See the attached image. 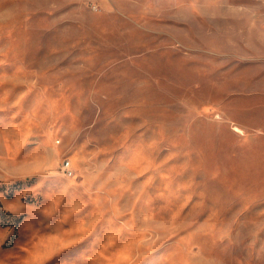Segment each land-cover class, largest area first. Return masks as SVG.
Instances as JSON below:
<instances>
[{"label":"rangeland","instance_id":"1","mask_svg":"<svg viewBox=\"0 0 264 264\" xmlns=\"http://www.w3.org/2000/svg\"><path fill=\"white\" fill-rule=\"evenodd\" d=\"M0 264H264V0H0Z\"/></svg>","mask_w":264,"mask_h":264},{"label":"built area","instance_id":"2","mask_svg":"<svg viewBox=\"0 0 264 264\" xmlns=\"http://www.w3.org/2000/svg\"><path fill=\"white\" fill-rule=\"evenodd\" d=\"M65 169L70 173V174H73V171L71 169V162L70 161H67L66 164H65Z\"/></svg>","mask_w":264,"mask_h":264}]
</instances>
